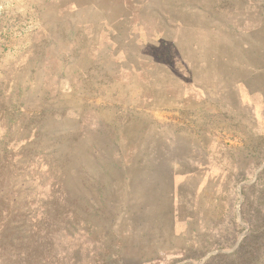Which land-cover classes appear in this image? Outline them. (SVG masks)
Returning <instances> with one entry per match:
<instances>
[{"label": "rangeland", "instance_id": "obj_1", "mask_svg": "<svg viewBox=\"0 0 264 264\" xmlns=\"http://www.w3.org/2000/svg\"><path fill=\"white\" fill-rule=\"evenodd\" d=\"M62 3L0 0V264H264V85L249 106L239 85H147L151 63L96 73ZM205 3L246 30L254 16L264 43V0ZM31 59L86 80L20 85ZM16 100L38 136L11 146Z\"/></svg>", "mask_w": 264, "mask_h": 264}, {"label": "crops", "instance_id": "obj_2", "mask_svg": "<svg viewBox=\"0 0 264 264\" xmlns=\"http://www.w3.org/2000/svg\"><path fill=\"white\" fill-rule=\"evenodd\" d=\"M205 4V0H63L62 7L68 19L82 26L97 46L89 55L97 58V66L88 69L113 73L108 64L115 60L123 74L129 73L131 66L151 63L157 71L147 85H239L246 88L242 101L255 106L260 97L252 85H264V43L251 21L255 17L244 19L250 24L246 30L239 26L242 17H237L233 25L225 20L216 22ZM244 8L249 12L255 5L247 2ZM230 33L234 49L228 51L225 46ZM115 36L120 40H114ZM39 53L43 59L49 58V51L44 50H32L27 57L41 58ZM30 63V81L20 85H82L86 78L81 75L88 73L85 66H76L77 77L72 79L62 76L51 59H31ZM39 73L47 76L40 79ZM13 106L9 109L14 115L8 120L12 132L9 143L14 146L34 141L38 136L31 119L34 106L21 100ZM76 112L69 118L78 120Z\"/></svg>", "mask_w": 264, "mask_h": 264}, {"label": "trees", "instance_id": "obj_3", "mask_svg": "<svg viewBox=\"0 0 264 264\" xmlns=\"http://www.w3.org/2000/svg\"><path fill=\"white\" fill-rule=\"evenodd\" d=\"M26 142H27V141H26ZM26 142H25V143H26ZM11 146H13V145H11Z\"/></svg>", "mask_w": 264, "mask_h": 264}]
</instances>
